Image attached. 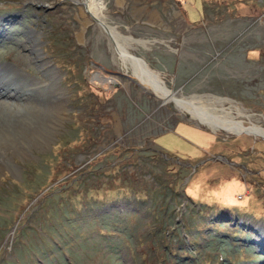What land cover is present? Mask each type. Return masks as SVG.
Here are the masks:
<instances>
[{"label":"rangeland","instance_id":"obj_1","mask_svg":"<svg viewBox=\"0 0 264 264\" xmlns=\"http://www.w3.org/2000/svg\"><path fill=\"white\" fill-rule=\"evenodd\" d=\"M85 2L0 0V264H264V134L173 101L264 132V0Z\"/></svg>","mask_w":264,"mask_h":264},{"label":"bare ground","instance_id":"obj_2","mask_svg":"<svg viewBox=\"0 0 264 264\" xmlns=\"http://www.w3.org/2000/svg\"><path fill=\"white\" fill-rule=\"evenodd\" d=\"M100 5H101L100 4V0H86V2H85L86 10L90 14V16L92 18H95V19H97L99 17V10L101 8ZM106 30H107V28H106ZM107 32L109 33L108 30H107ZM110 34L113 37L114 43L117 44V46H118L117 51L121 54L124 63L126 64V62H127L132 67V69H133L135 75L138 77L139 81L141 80L145 84L146 83H153L152 78L141 68V65L137 61H135L133 59L134 56H132L123 47H121V44H119V41L117 39V34L115 33V31L113 29L110 30ZM139 61H141V60H139ZM157 91H159L158 93L165 100H173V98H174V97L171 96L168 99V97H169L168 94L169 93L166 90H162V89H158L157 88ZM194 99H196V98H194ZM214 99H216L217 102H222V101L226 100V99H222V98H214ZM173 101L175 102V104L179 103L183 108L184 107H186V108H190L191 107V108H195V109L199 110L200 111L199 113L201 114L202 119L206 120V122L208 123V126L210 128H212V129H218V128L221 127V128H223V129H225L227 131L236 132L234 134H239V133L250 134L249 132H251L253 134H257V133L264 134L262 127H258V126L252 125V124L250 126L246 125V127H245L243 125L242 121L233 119L230 116L229 110L227 111L225 109L224 110L222 109L223 111H222L221 114H213V113L207 112L204 107L197 106L194 103V101H191V100H189L187 102L186 100H183V99L180 100L178 98L176 100L174 99ZM12 105H14V104L13 103H9L7 101H3V106L8 107L9 109H14L16 107V106H12ZM231 105H233V104H231ZM234 107H236V106L234 105ZM200 123H202V122H200ZM202 124H204V123H202ZM259 136L262 137L261 135H259ZM262 138H264V137H262Z\"/></svg>","mask_w":264,"mask_h":264}]
</instances>
